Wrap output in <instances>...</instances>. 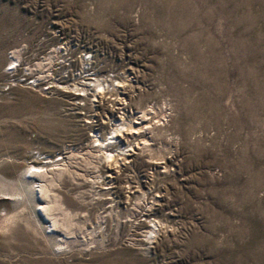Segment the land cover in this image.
<instances>
[{
  "label": "rangeland",
  "instance_id": "obj_1",
  "mask_svg": "<svg viewBox=\"0 0 264 264\" xmlns=\"http://www.w3.org/2000/svg\"><path fill=\"white\" fill-rule=\"evenodd\" d=\"M0 264H264V0H0Z\"/></svg>",
  "mask_w": 264,
  "mask_h": 264
},
{
  "label": "bare ground",
  "instance_id": "obj_2",
  "mask_svg": "<svg viewBox=\"0 0 264 264\" xmlns=\"http://www.w3.org/2000/svg\"><path fill=\"white\" fill-rule=\"evenodd\" d=\"M119 131H120V130H119ZM121 131H122V130H121ZM115 132H116L115 134L118 136V135H119V134L117 133L118 130H115ZM120 133H121V132H120ZM121 134H122V133H121ZM116 135H115V136H116ZM118 138H119V137H118ZM111 155H112V154H111ZM37 169H38V168H37ZM43 169H44V168H43ZM43 169H42V170H43ZM39 170H41L40 167H39ZM38 186H39V185H38ZM38 189H39V187H38ZM42 205H43V204H42ZM51 228H52V227H51ZM152 234H153V232H152Z\"/></svg>",
  "mask_w": 264,
  "mask_h": 264
}]
</instances>
